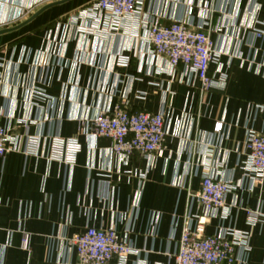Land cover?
I'll list each match as a JSON object with an SVG mask.
<instances>
[{
    "label": "crops",
    "instance_id": "obj_1",
    "mask_svg": "<svg viewBox=\"0 0 264 264\" xmlns=\"http://www.w3.org/2000/svg\"><path fill=\"white\" fill-rule=\"evenodd\" d=\"M94 1L73 0L0 36V120L21 149L0 159V264H77L70 240L87 228L113 229L129 241L137 255L127 264H173L188 217H205L207 235L248 233L246 264H264V184L242 166L248 135L264 136V35H256L264 32V0H143L144 18L205 26L218 53L209 67L216 88L205 94L197 76L149 56L140 39L81 34L72 16ZM59 56L62 68L53 65ZM121 56L129 66L118 63ZM117 104L163 113L161 154L123 160L110 140L80 127L79 118ZM50 121L56 135L81 146L72 168L49 158ZM38 134L37 154L23 153L26 136ZM205 172L231 183L226 212L191 200ZM258 210L251 224L248 212Z\"/></svg>",
    "mask_w": 264,
    "mask_h": 264
},
{
    "label": "built area",
    "instance_id": "obj_2",
    "mask_svg": "<svg viewBox=\"0 0 264 264\" xmlns=\"http://www.w3.org/2000/svg\"><path fill=\"white\" fill-rule=\"evenodd\" d=\"M142 6L143 0H95L79 11L72 22L84 35L107 37L121 33L129 38L140 39L149 56L165 60L171 68L182 66L197 76L202 94L214 90L216 86L209 75V67L218 60V53L205 26L194 28L182 21L164 25L144 18ZM203 9L208 10L209 3H204ZM192 13L193 8H189L188 15ZM256 35L262 38L264 32H257ZM118 63L127 67L130 59L121 56ZM66 64L59 56L53 65L62 68ZM261 67L264 76V65ZM31 95L41 96L35 92H31ZM77 121L80 127L86 126L94 138L110 140L112 152L123 160L139 156L151 161L164 150L167 128L163 113L129 112L122 104H117L113 110L101 109L88 119L79 118ZM18 125L27 131L30 121L22 119ZM54 125L50 121V129L46 134L52 142L49 158L72 168L81 146L75 139H61L53 131ZM222 131L223 125L217 124L214 133L220 134ZM42 139L43 134L26 136L22 152L36 155ZM20 150L18 138L0 120V159ZM246 152L242 166L247 176L253 182L264 184V136L250 133L246 141ZM231 190L230 182L218 179L213 172H205L200 190L190 194V197L207 212H226V199ZM261 215V210L248 212L250 223L255 224ZM205 226V217L197 220L187 218L177 243L173 264H246L250 252L248 233L225 230L207 235ZM70 243L76 250L77 264H111L114 260H117V264H127L129 256L137 255L132 244L113 229L87 228L75 235ZM23 246H28V238L24 239Z\"/></svg>",
    "mask_w": 264,
    "mask_h": 264
},
{
    "label": "rangeland",
    "instance_id": "obj_3",
    "mask_svg": "<svg viewBox=\"0 0 264 264\" xmlns=\"http://www.w3.org/2000/svg\"><path fill=\"white\" fill-rule=\"evenodd\" d=\"M58 1L61 0H0V31L15 28L31 18L44 6ZM89 5L80 8L79 11Z\"/></svg>",
    "mask_w": 264,
    "mask_h": 264
},
{
    "label": "water",
    "instance_id": "obj_4",
    "mask_svg": "<svg viewBox=\"0 0 264 264\" xmlns=\"http://www.w3.org/2000/svg\"><path fill=\"white\" fill-rule=\"evenodd\" d=\"M71 1H73V0H61V1H58V2H54V3L48 4V5L44 6L43 8H41L39 11H37L27 21H25L24 23L16 26L15 28L1 30L0 31V36L7 35V34H10V33H14L16 31H19L22 28H24V27L28 26L29 24H31L32 22H34L36 19H38L46 11H48V10H50L52 8H55V7L62 6V5L67 4V3L71 2Z\"/></svg>",
    "mask_w": 264,
    "mask_h": 264
}]
</instances>
